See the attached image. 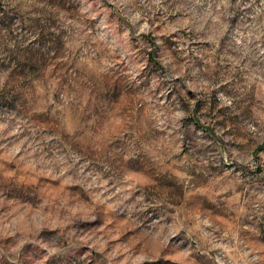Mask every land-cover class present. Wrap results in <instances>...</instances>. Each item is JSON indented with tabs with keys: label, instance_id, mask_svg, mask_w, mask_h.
I'll list each match as a JSON object with an SVG mask.
<instances>
[{
	"label": "clouds",
	"instance_id": "1",
	"mask_svg": "<svg viewBox=\"0 0 264 264\" xmlns=\"http://www.w3.org/2000/svg\"><path fill=\"white\" fill-rule=\"evenodd\" d=\"M261 145L264 0H0V264H264Z\"/></svg>",
	"mask_w": 264,
	"mask_h": 264
},
{
	"label": "rangeland",
	"instance_id": "2",
	"mask_svg": "<svg viewBox=\"0 0 264 264\" xmlns=\"http://www.w3.org/2000/svg\"><path fill=\"white\" fill-rule=\"evenodd\" d=\"M149 57H150V63L155 64V54L154 53H149ZM51 63L53 64V68H52V71H51L52 75H55L56 72H60L63 76H65V77L68 76V73L71 70L70 66H69V64L66 61L59 59V54H57V56L51 57ZM156 66L159 67V65H156ZM192 118H193L194 122L197 123V126H199V122L196 119V114H193ZM206 131L211 132L212 130L211 129H206ZM256 151H257V153L260 152V151H264V145H261L260 147H258L256 149ZM166 175H167L166 173H161L160 174V178H158L157 182L158 183H161V182L162 183H169L166 179H164V177ZM196 198L197 197L193 196L191 199L195 200ZM64 264H73V258H72L71 255H69L65 259Z\"/></svg>",
	"mask_w": 264,
	"mask_h": 264
}]
</instances>
